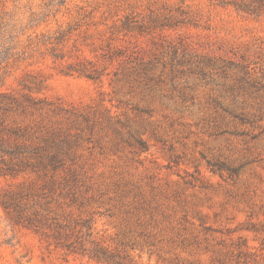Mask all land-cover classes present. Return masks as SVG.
Wrapping results in <instances>:
<instances>
[{
    "label": "rangeland",
    "instance_id": "374dc122",
    "mask_svg": "<svg viewBox=\"0 0 264 264\" xmlns=\"http://www.w3.org/2000/svg\"><path fill=\"white\" fill-rule=\"evenodd\" d=\"M0 264H264V0H0Z\"/></svg>",
    "mask_w": 264,
    "mask_h": 264
}]
</instances>
